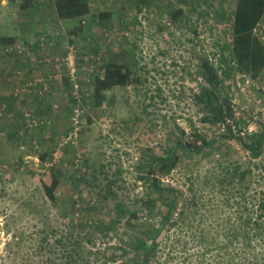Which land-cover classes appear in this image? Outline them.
<instances>
[{
  "label": "rangeland",
  "instance_id": "1",
  "mask_svg": "<svg viewBox=\"0 0 264 264\" xmlns=\"http://www.w3.org/2000/svg\"><path fill=\"white\" fill-rule=\"evenodd\" d=\"M87 1L89 13L79 22L58 19L54 0H30L26 8L21 7L24 0H0V38H16L14 44L0 48V103L12 104L6 114L0 109V264L63 261L54 240L71 226L43 202L39 192L42 182L50 183L53 160L73 157L74 165L82 167L89 159L96 165L112 164L114 170L118 164V180L130 188L142 149L160 154L172 143L176 126L185 131L186 139L189 122L195 130L207 129L194 99L203 82L200 58L212 60L234 118L240 127L246 124L242 132L264 124V69L253 81L237 69L223 80L215 62L217 45L231 42L228 16L236 0H192L191 6L185 0L180 3L183 15L175 20L171 12L180 7L177 0H148L140 6V0ZM255 31L264 41V15ZM109 59L127 66L134 60L141 83L109 91L108 101L92 108L91 82L102 76ZM65 82L71 87L66 88ZM9 135L17 136L18 143L9 142ZM233 147L243 153L238 145ZM18 151L24 154L19 167L13 163ZM44 151L52 160L42 165L37 155ZM71 194L78 198L62 177L56 195L67 200ZM87 197L81 191V198ZM23 199L37 204V215L30 213L32 205L25 206ZM96 217L110 223L116 218L113 204ZM124 223L104 230V236L101 226L95 230L92 243L85 247L84 264H123L125 258L132 259L124 254L122 239L135 231L126 230ZM14 235L21 236V242Z\"/></svg>",
  "mask_w": 264,
  "mask_h": 264
},
{
  "label": "trees",
  "instance_id": "2",
  "mask_svg": "<svg viewBox=\"0 0 264 264\" xmlns=\"http://www.w3.org/2000/svg\"><path fill=\"white\" fill-rule=\"evenodd\" d=\"M29 1L24 0L21 7L26 8ZM208 1L214 0H203ZM145 2L149 1L140 0L137 6ZM177 3L181 7L185 0ZM180 7L171 12L174 20L183 15ZM54 9L58 19L64 21L83 22L89 13L87 0H54ZM263 15L264 0H236L235 10L228 16L231 42L216 48L215 62L223 80L229 79L231 69H237L241 76L253 81L264 69V41L255 31ZM15 42V37L0 38V48ZM25 44L28 45L26 41ZM199 60L203 82L194 99L201 107L200 122L207 129L195 130L189 122L187 139L185 131L176 126L172 143L160 154L142 149L130 188L120 184L118 164H114V170L112 164L96 165L89 159L82 167L74 165L73 157L53 160L50 183L42 182L39 192L43 202L59 211L72 228L54 240L63 259L60 264H84L85 247L92 243L95 230L101 226L104 236V230H114L122 221L126 230L135 231L122 239L124 254L132 257L125 258L123 264H264V124L255 131L242 132L246 124L240 127L234 118L228 93L221 88L212 60L208 56ZM135 64L134 60L127 66L111 59L104 63L102 76H95L91 82L92 108L100 107L109 91L141 83ZM65 86L71 87L68 82ZM11 106L9 101L6 106L0 103L4 114ZM212 128L216 131L209 130ZM6 138L15 144L19 141L14 135ZM235 144L242 154L234 152ZM64 150L67 154L69 148ZM23 156L18 151L14 165H22ZM37 159L45 165L52 156L44 151ZM62 177L78 198L71 194L66 200L56 195ZM176 177L179 180L175 181ZM136 189L139 191L135 196L121 198ZM81 191L87 193V199L81 198ZM22 202L25 206L31 204L30 213L37 215V204L24 199ZM109 203L113 204L116 218L105 223L96 216ZM14 239L17 243L22 240L17 235Z\"/></svg>",
  "mask_w": 264,
  "mask_h": 264
}]
</instances>
